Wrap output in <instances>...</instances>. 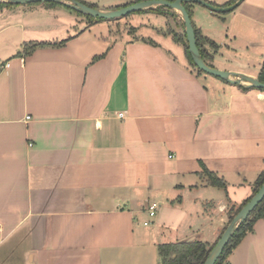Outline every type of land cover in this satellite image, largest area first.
<instances>
[{
    "label": "crops",
    "instance_id": "0c3cea01",
    "mask_svg": "<svg viewBox=\"0 0 264 264\" xmlns=\"http://www.w3.org/2000/svg\"><path fill=\"white\" fill-rule=\"evenodd\" d=\"M189 9L210 66L259 77L264 0L225 13ZM138 15L0 9V264H161L156 233L179 232L175 243L209 232L200 239L214 245L232 206L253 196L264 171V93L199 73L185 44L168 42L173 24L185 33L179 14ZM159 18L169 31L145 26ZM224 264H264V219Z\"/></svg>",
    "mask_w": 264,
    "mask_h": 264
},
{
    "label": "water",
    "instance_id": "95a60500",
    "mask_svg": "<svg viewBox=\"0 0 264 264\" xmlns=\"http://www.w3.org/2000/svg\"><path fill=\"white\" fill-rule=\"evenodd\" d=\"M242 1L243 0H239L236 4L227 8H217L204 0H176L173 3L164 0H152L147 2L135 3L117 10H100L90 7L87 4L77 0H0V4L8 3L12 5L23 6L32 4L55 3L66 6L71 10H74L84 16L108 21L117 20L135 13L145 12L156 7H164L172 10L173 13L180 15L185 26V34L187 38L189 53L194 62V65L199 71L209 76L221 79L232 85L244 86L248 89L264 90V83H262L256 77H252L246 74L218 70L214 67L209 66L206 63L198 47L197 35L195 32V27L192 18L187 9L185 8V4L187 3H196L201 6L210 8L211 10H214L216 12L225 13L237 8ZM263 201L264 184L262 185L260 190L255 194V196L242 208V210L230 222L229 226L226 228L221 238L212 249L205 264H216L218 262L224 250L229 245L230 241L238 231L239 227L249 219L251 214Z\"/></svg>",
    "mask_w": 264,
    "mask_h": 264
},
{
    "label": "trees",
    "instance_id": "16d2710c",
    "mask_svg": "<svg viewBox=\"0 0 264 264\" xmlns=\"http://www.w3.org/2000/svg\"><path fill=\"white\" fill-rule=\"evenodd\" d=\"M77 1H80V0H77ZM147 1H152V0H134L133 2H131L130 4H128L126 6H129V5H132L135 3H140V2H147ZM164 1L173 3L176 0H164ZM204 1H206L207 3H210L212 6L217 7V8H227L228 6L230 7L231 5L236 4V2L238 0H232L229 4H227L225 6H217L211 2H208L207 0H204ZM32 5H35V4H32ZM45 5L63 6V5H59V4H55V3H46ZM10 6H13V5L8 4V3H2V4H0V9L5 8V7H10ZM88 6L98 9V7L93 6V5H88ZM126 6H124V7H126ZM63 7L67 8L68 10H71L70 8H68L66 6H63ZM189 7H190V3L185 4V8L187 9V11L189 12V14L192 18V14L190 12ZM163 8L164 7L153 8V9H150V10H147L145 12L138 13V14H144V13H148L151 11H155L158 13H164L167 10H164ZM71 11L77 13L80 16H84V15H82V14H80L74 10H71ZM88 18L91 20L105 21V20L94 19V18H90V17H88ZM195 32L197 35L198 47L201 51V54H202L204 60L206 61L207 58L209 57V55L207 53V50H205L203 47V43H202L203 37L201 35L200 30H198L196 27H195ZM174 39L179 43L183 42L185 44L187 56L190 59L191 65L195 69H197V67L194 65V62H193L191 55L189 53L186 34L184 35V39L181 38L180 36H178L177 34H174ZM65 43H66L65 41L60 42V43H34L31 46H29L28 48L31 47L32 48L31 50H34L36 48H46V47L60 48ZM206 63H207V61H206ZM208 65L210 66V64H208ZM198 72L202 73L199 70H198ZM258 79L262 83H264V62H263V66H262V69H261V72L259 74ZM258 91L264 93V90H258ZM205 171L207 172L206 169H205ZM209 175L211 178V184L213 186L218 187V188L226 191V185L221 179H219L217 176H215L211 173ZM263 184H264V171L259 176L258 180L256 181V183L254 185L253 196L249 200L244 202V204H242L240 207H237L235 205L232 206L231 220H233L234 217L239 213V211L255 196V194L260 190V188L262 187ZM262 219H264V201L256 208V210L251 214L249 219L239 227L238 231L236 232V234L234 235V237L232 238L229 245L226 247V249L224 250L223 254L221 255L220 259L218 260V262L216 264H224L227 261V259L229 258V256L240 245V243L243 241V239L247 235L254 232L255 224L259 220H262ZM214 246H215V244L209 245L205 242L196 241V240L191 241V242H177V243L161 244L159 246V255L161 258V264H205V262L208 259L212 249L214 248Z\"/></svg>",
    "mask_w": 264,
    "mask_h": 264
},
{
    "label": "rangeland",
    "instance_id": "374dc122",
    "mask_svg": "<svg viewBox=\"0 0 264 264\" xmlns=\"http://www.w3.org/2000/svg\"><path fill=\"white\" fill-rule=\"evenodd\" d=\"M94 1L96 2H104V1H108V0H86L85 2L84 1H82V0H80V2H83V3H85V4H87V5H93V6H95L94 4H92V3H94ZM111 2V1H110ZM193 4V3H192ZM195 5H196V3H194ZM198 6V5H197ZM97 7V6H96ZM229 7V6H228ZM156 8H159V7H156ZM164 10H167V11H169V12H172V10H170V9H167V8H163ZM138 16H140V15H138V13H135V14H131V15H129V16H126V17H123V19L121 18V20H120V22H125V21H127V20H131L132 22H134L133 20H132V18L133 19H135V20H138L137 18H138ZM114 22H116V21H114ZM115 23V24H117L118 26H119V24L121 25V23ZM136 23H138V21H136ZM114 23L112 24L115 28L116 27H118V26H116ZM136 26V25H135ZM134 26V27H135ZM145 26H150V27H153V28H157V29H160V30H164V31H169L168 29H169V25L168 24H166V22L165 21H162L160 18L158 19V20H152V22H150V23H148V24H145ZM175 30H176V33L175 34H178L179 33V31H177V29L175 28L176 26H175V24H173V26H172ZM181 28H183V27H181ZM180 34V33H179ZM184 35H185V33H183ZM144 35H146V36H148L149 35V32H147V31H145V34ZM184 35H182V38L184 39ZM146 38V37H145ZM145 40H147V39H145ZM175 39H174V36L172 37V38H169L168 39V42H169V44L170 45H172L173 44V47L174 48H177V47H175V46H180L179 44V42H175L174 41ZM175 44V45H174ZM210 47H212L211 46V44H210ZM210 49V48H209ZM180 50H183L182 48H180ZM184 51V50H183ZM216 65V64H215ZM218 66V65H217ZM217 79V78H216ZM220 80V79H219ZM224 82V81H223ZM227 86V85H226ZM152 205V204H151ZM242 210V209H241ZM240 210V211H241ZM239 211V212H240ZM156 212H157V216H156V218L154 217V219L150 216V210H149V206H147V213H146V215H144V220L145 221H147L148 223V228L147 229H151V230H153V226H152V222H154L159 216H160V208L158 207V208H156ZM179 232H175V231H164V232H162L161 234H155V241H156V239L157 238H160L161 240H162V243L164 242L165 244H167V243H172V241H170V240H173V239H177V238H179V239H181V237L179 236ZM153 235V234H152ZM208 235H209V232H206V233H201L200 234V237L199 238H197L196 239V241H201V239L203 238H206V239H211V238H209L208 237ZM192 238H193V236L192 237H190L189 238V240H187V241H183V242H190L191 240H192ZM201 238V239H200ZM221 238V237H220ZM192 241H195V240H192ZM219 241V240H218ZM175 243L177 242V241H174ZM157 243V242H156ZM217 243H215V245H216ZM151 248H152V246H151ZM151 250H153V252H155V247L154 248H152ZM154 260L156 259V256H155V253H154Z\"/></svg>",
    "mask_w": 264,
    "mask_h": 264
},
{
    "label": "built area",
    "instance_id": "2783aa9c",
    "mask_svg": "<svg viewBox=\"0 0 264 264\" xmlns=\"http://www.w3.org/2000/svg\"><path fill=\"white\" fill-rule=\"evenodd\" d=\"M28 119H30V117H28ZM156 207H157V205H153V206L150 208V210H151V217H154Z\"/></svg>",
    "mask_w": 264,
    "mask_h": 264
}]
</instances>
